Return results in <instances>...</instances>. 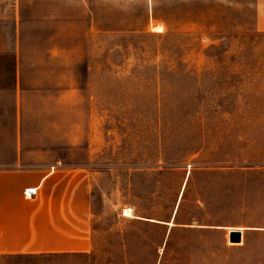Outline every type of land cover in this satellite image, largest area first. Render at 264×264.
<instances>
[{"label": "rangeland", "instance_id": "rangeland-1", "mask_svg": "<svg viewBox=\"0 0 264 264\" xmlns=\"http://www.w3.org/2000/svg\"><path fill=\"white\" fill-rule=\"evenodd\" d=\"M74 4L84 28L93 27L82 35L92 67L82 82L91 94L95 141L71 159L96 156L101 230L88 257L21 256L11 264H195L184 255L194 252L193 232L176 227L168 237L167 225L129 217L115 224V217L134 206V216L160 221L225 220L242 200L241 183L255 185L252 206L263 208L264 34L254 29L255 0ZM204 235L216 255L203 264H264L252 254L264 253V240L246 253L217 255V234Z\"/></svg>", "mask_w": 264, "mask_h": 264}, {"label": "crops", "instance_id": "crops-1", "mask_svg": "<svg viewBox=\"0 0 264 264\" xmlns=\"http://www.w3.org/2000/svg\"><path fill=\"white\" fill-rule=\"evenodd\" d=\"M74 1L0 0V264L21 256L88 257L101 230L104 206L96 199L91 164L96 156L89 151L82 163L71 159L95 141L91 94L82 82L92 71L82 35L93 27L84 28ZM254 8V29L264 34V0H255ZM240 187L242 200L225 220L176 223L174 215L160 221L134 216L131 206L120 208L115 224L129 217L169 226L168 237L176 227L193 232L194 252L184 255L194 256L195 264L216 255L204 234H217V255L246 253L252 251L246 246L264 240V206H252L255 185ZM235 230L242 233L239 243L230 241ZM253 250L264 256L261 248Z\"/></svg>", "mask_w": 264, "mask_h": 264}, {"label": "water", "instance_id": "water-1", "mask_svg": "<svg viewBox=\"0 0 264 264\" xmlns=\"http://www.w3.org/2000/svg\"><path fill=\"white\" fill-rule=\"evenodd\" d=\"M242 233L239 230L231 231L230 232V241L239 243L241 242Z\"/></svg>", "mask_w": 264, "mask_h": 264}]
</instances>
